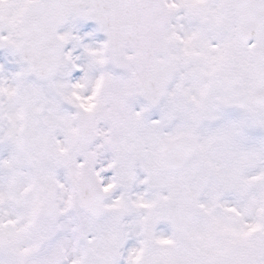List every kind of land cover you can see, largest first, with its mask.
I'll list each match as a JSON object with an SVG mask.
<instances>
[{"label":"snow or ice","instance_id":"6c2138e0","mask_svg":"<svg viewBox=\"0 0 264 264\" xmlns=\"http://www.w3.org/2000/svg\"><path fill=\"white\" fill-rule=\"evenodd\" d=\"M0 49V264H264V0H0Z\"/></svg>","mask_w":264,"mask_h":264},{"label":"flooded vegetation","instance_id":"af4514ba","mask_svg":"<svg viewBox=\"0 0 264 264\" xmlns=\"http://www.w3.org/2000/svg\"><path fill=\"white\" fill-rule=\"evenodd\" d=\"M94 29L93 25H90L86 22H79L77 23L76 27L73 29L74 34H78L82 37L83 43H94L99 42L104 39L102 33H94L92 36H84L86 32H91ZM67 30V26L62 27L59 31H65ZM68 47H71V45H68ZM80 49H76L74 54H79ZM0 66L3 67V72L5 74L12 73L17 70V65L14 62V58L9 54L7 50L0 52ZM79 73H73V76H78ZM110 175V173H109Z\"/></svg>","mask_w":264,"mask_h":264},{"label":"water","instance_id":"95a60500","mask_svg":"<svg viewBox=\"0 0 264 264\" xmlns=\"http://www.w3.org/2000/svg\"><path fill=\"white\" fill-rule=\"evenodd\" d=\"M89 22H91V21H89ZM91 23H93V24H94V22H91Z\"/></svg>","mask_w":264,"mask_h":264}]
</instances>
